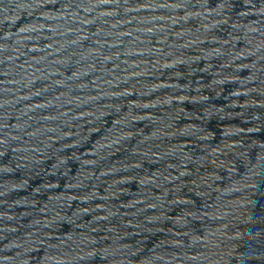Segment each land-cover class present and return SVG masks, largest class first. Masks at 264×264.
<instances>
[{
  "label": "water",
  "instance_id": "obj_1",
  "mask_svg": "<svg viewBox=\"0 0 264 264\" xmlns=\"http://www.w3.org/2000/svg\"><path fill=\"white\" fill-rule=\"evenodd\" d=\"M0 264H264V0H0Z\"/></svg>",
  "mask_w": 264,
  "mask_h": 264
}]
</instances>
